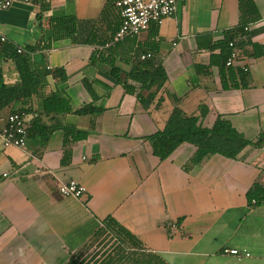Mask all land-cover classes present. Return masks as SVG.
<instances>
[{
  "label": "crops",
  "instance_id": "obj_1",
  "mask_svg": "<svg viewBox=\"0 0 264 264\" xmlns=\"http://www.w3.org/2000/svg\"><path fill=\"white\" fill-rule=\"evenodd\" d=\"M253 2L260 19L232 40L238 63L230 67L235 79L239 72L246 75L247 85L235 80L239 87L227 90L220 51L208 46L239 26L238 0H176L172 16L116 45L111 52L116 73L105 62L90 63L101 49L95 41L113 34L118 22L113 0H15L0 10V35L22 49L38 71L61 69L65 76L59 81L48 74L29 104L14 102L0 111V131L9 113L21 108L27 109L29 129L24 147L0 141V264H68L106 217L168 264H264V201L258 206L246 201L254 183L264 186V0ZM78 21L97 22L91 44L76 42ZM242 41L247 44L241 47ZM150 46L161 58L165 89L176 100L165 97L155 106L156 96L144 111L118 80L129 70L131 51ZM211 54L217 63L196 73L195 66H209ZM18 82L14 62L0 55V86ZM52 94L67 99L72 110L91 104L102 111L43 112V98ZM175 104L207 128L220 116L249 145L237 159L213 155L188 170L195 153L191 144L159 160L144 138L163 128ZM202 107L207 113L200 117ZM65 128L88 136L70 139L65 147ZM65 150L70 158L62 164ZM70 180L85 188L82 197L58 193ZM224 248L249 256L223 255Z\"/></svg>",
  "mask_w": 264,
  "mask_h": 264
},
{
  "label": "trees",
  "instance_id": "obj_2",
  "mask_svg": "<svg viewBox=\"0 0 264 264\" xmlns=\"http://www.w3.org/2000/svg\"><path fill=\"white\" fill-rule=\"evenodd\" d=\"M45 9V6H43ZM106 10V11H105ZM109 10L104 9L101 16L105 15ZM238 11L240 16L239 26L232 31L226 33L223 40L217 41L215 44L208 46L209 51L219 50L221 63L219 64L220 79L224 90L237 88L239 85L234 83L235 80L242 86L247 85L246 75L238 73V79L232 75V69L225 66V61L231 52L228 43L232 42L237 36H245L243 28L260 19L257 8L253 0H238ZM117 17L119 14L117 13ZM120 17L113 29V34L99 41H95L101 49L94 51L90 58V63L96 61L105 62L114 69L115 59L111 52L115 51V47L119 42L112 43L113 37L120 25ZM96 21H78V34L76 42L78 44H91L90 36L93 35ZM156 30L154 29V32ZM112 43V45H109ZM239 46H243L246 41L239 42ZM109 45V46H107ZM157 51L153 46L147 49L136 48L131 51L129 59V70L123 80H118L122 85L125 93L136 95V99L142 110L146 111L150 108L158 96L155 106H159L165 97L173 98L166 89L167 76L162 66L161 58L156 57ZM150 54L148 58L141 59L142 55ZM261 54V52H259ZM0 55L12 59L15 69L19 75V82L14 85L0 86V111L14 102H19L22 106L29 104L32 97L44 85L43 78L48 74L58 75L59 81H64V72L61 69H55L52 72L46 70L38 71L32 64L30 57L17 53V47L8 42L0 43ZM217 63L215 56L211 54L209 66H195L198 74L207 73L208 67ZM227 70L226 76L223 70ZM114 78L116 74L112 75ZM131 82L135 84L132 85ZM86 90L90 92L87 83L84 82ZM27 112V109L21 108ZM42 111L54 114H75L98 115L102 110L86 104L78 109L72 110L69 101L65 98L57 97L55 94L43 98ZM206 108L200 109V117L205 116ZM200 118L188 116L183 110L175 104L168 115L164 126L156 133L145 137L151 148L152 154L159 160L163 161L183 143L191 144L195 147L194 156L184 167L188 170L194 165H198L203 159L213 155H220L227 159H237L241 151L249 145L231 125L230 123L218 116L211 127L207 128L201 125ZM64 141L63 146L66 147L68 140L72 142L84 140L88 136V132L63 129ZM29 133V129H28ZM28 136V134H27ZM70 158L69 151L65 150L62 157V164H67ZM246 201L248 206H258L264 201V186L254 183L246 192ZM92 248L88 255L86 250ZM68 264H168L160 255L152 253L142 245L140 240L131 232L122 227L111 217H106L101 221L100 226L93 233L92 237L84 245L82 250L69 259Z\"/></svg>",
  "mask_w": 264,
  "mask_h": 264
},
{
  "label": "built area",
  "instance_id": "obj_3",
  "mask_svg": "<svg viewBox=\"0 0 264 264\" xmlns=\"http://www.w3.org/2000/svg\"><path fill=\"white\" fill-rule=\"evenodd\" d=\"M15 0H0V10L8 9ZM30 3L32 0H20ZM40 4H49L52 0H36ZM120 17V25L113 37V43L126 37L137 36L146 31L151 24H158L162 19L172 16L176 11V0H113ZM246 30V28H244ZM7 42L6 37L0 35V43ZM231 49L225 61L226 67H234L238 62V56L233 42L228 43ZM17 53L22 49L17 48ZM150 54L142 55L141 59L148 58ZM243 71L247 68L243 67ZM27 113L24 110H15L9 113L3 129L0 131V141L4 147H24L28 134L26 122ZM5 176V175H4ZM85 188L77 181L70 180L58 186V193L62 197L80 198L85 194ZM223 255L234 257H248L245 251L224 248Z\"/></svg>",
  "mask_w": 264,
  "mask_h": 264
},
{
  "label": "rangeland",
  "instance_id": "obj_4",
  "mask_svg": "<svg viewBox=\"0 0 264 264\" xmlns=\"http://www.w3.org/2000/svg\"><path fill=\"white\" fill-rule=\"evenodd\" d=\"M93 251V250H92Z\"/></svg>",
  "mask_w": 264,
  "mask_h": 264
}]
</instances>
